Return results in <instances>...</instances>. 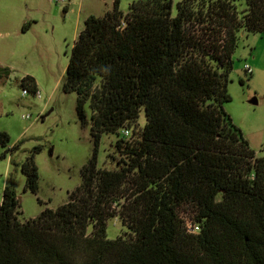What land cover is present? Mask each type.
Returning <instances> with one entry per match:
<instances>
[{
  "label": "trees",
  "instance_id": "1",
  "mask_svg": "<svg viewBox=\"0 0 264 264\" xmlns=\"http://www.w3.org/2000/svg\"><path fill=\"white\" fill-rule=\"evenodd\" d=\"M120 1L87 17L66 70L83 121L91 109L83 181L26 221L7 184L0 264H264V156L224 107L241 33H264V0H180L175 14L173 0H135L127 12ZM11 74L0 63V79ZM20 85L39 90L30 74ZM126 127L116 166L100 167L102 136ZM8 139L0 132V143ZM22 170L37 193L33 156ZM115 217L127 231L110 238Z\"/></svg>",
  "mask_w": 264,
  "mask_h": 264
},
{
  "label": "rangeland",
  "instance_id": "2",
  "mask_svg": "<svg viewBox=\"0 0 264 264\" xmlns=\"http://www.w3.org/2000/svg\"><path fill=\"white\" fill-rule=\"evenodd\" d=\"M133 1L121 0L120 9L127 12ZM173 1L175 14L180 0ZM113 6L114 0H0V63L12 69L7 80L0 79V132L9 136L6 145L0 143V201L5 186L13 185L21 201L22 221L37 217L46 207L66 203L69 193L83 181L82 169L94 151L91 109L86 103L83 121L77 111V93L64 90L66 70L87 17L103 16ZM233 59L228 81L231 100L224 107L257 155L264 156V33L242 32ZM26 74L36 78L40 96L23 93L20 80ZM255 97L256 103L252 102ZM146 120L142 109L139 121L144 125ZM121 136L122 129L102 136L100 167L116 166L121 155L115 144ZM30 156L38 166L37 193L27 187L22 170ZM125 231L118 217L109 220L110 238Z\"/></svg>",
  "mask_w": 264,
  "mask_h": 264
},
{
  "label": "built area",
  "instance_id": "3",
  "mask_svg": "<svg viewBox=\"0 0 264 264\" xmlns=\"http://www.w3.org/2000/svg\"><path fill=\"white\" fill-rule=\"evenodd\" d=\"M59 1H64V0H59ZM245 69L247 70L248 73H252L253 72V69L251 67V65L249 64H246L245 65ZM29 92V90L27 88H23V93L24 94H27ZM36 95L40 96L41 95V92L38 90L36 92ZM24 117L29 119L31 118V115L30 114H24ZM123 133L126 135V136H130V128H123ZM187 227L189 229V231H193V232H196L200 229L199 225L195 222H193L190 218L187 219Z\"/></svg>",
  "mask_w": 264,
  "mask_h": 264
},
{
  "label": "water",
  "instance_id": "4",
  "mask_svg": "<svg viewBox=\"0 0 264 264\" xmlns=\"http://www.w3.org/2000/svg\"><path fill=\"white\" fill-rule=\"evenodd\" d=\"M257 101H258V100H257L256 97L252 99V102H254V103H256Z\"/></svg>",
  "mask_w": 264,
  "mask_h": 264
}]
</instances>
